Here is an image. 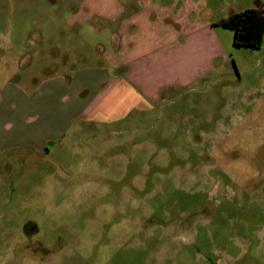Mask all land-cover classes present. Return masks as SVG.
Segmentation results:
<instances>
[{
    "label": "rangeland",
    "instance_id": "obj_1",
    "mask_svg": "<svg viewBox=\"0 0 264 264\" xmlns=\"http://www.w3.org/2000/svg\"><path fill=\"white\" fill-rule=\"evenodd\" d=\"M229 43L149 112L1 148L0 264H264V40Z\"/></svg>",
    "mask_w": 264,
    "mask_h": 264
},
{
    "label": "crops",
    "instance_id": "obj_2",
    "mask_svg": "<svg viewBox=\"0 0 264 264\" xmlns=\"http://www.w3.org/2000/svg\"><path fill=\"white\" fill-rule=\"evenodd\" d=\"M258 5L264 0H0V119L11 129L0 131V149L41 151L73 123L151 111L164 92L226 64L233 33L214 24Z\"/></svg>",
    "mask_w": 264,
    "mask_h": 264
},
{
    "label": "trees",
    "instance_id": "obj_3",
    "mask_svg": "<svg viewBox=\"0 0 264 264\" xmlns=\"http://www.w3.org/2000/svg\"><path fill=\"white\" fill-rule=\"evenodd\" d=\"M219 26L233 33V45L259 50L264 40V8L261 5L234 13L220 20Z\"/></svg>",
    "mask_w": 264,
    "mask_h": 264
}]
</instances>
